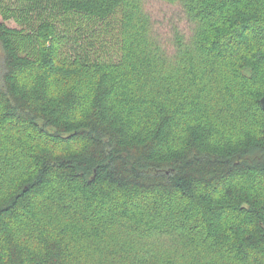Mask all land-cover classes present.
I'll use <instances>...</instances> for the list:
<instances>
[{
	"label": "trees",
	"instance_id": "1",
	"mask_svg": "<svg viewBox=\"0 0 264 264\" xmlns=\"http://www.w3.org/2000/svg\"><path fill=\"white\" fill-rule=\"evenodd\" d=\"M0 46V264H264V0H0Z\"/></svg>",
	"mask_w": 264,
	"mask_h": 264
},
{
	"label": "rangeland",
	"instance_id": "2",
	"mask_svg": "<svg viewBox=\"0 0 264 264\" xmlns=\"http://www.w3.org/2000/svg\"><path fill=\"white\" fill-rule=\"evenodd\" d=\"M4 1L6 3V0H4ZM40 3L46 4L44 1L43 2H40ZM84 24H83V26H82V28L80 30H78V27H72V31L71 32H72V34H74L76 36H79V39H82L83 41H86L87 40V37H88V31H87L88 28ZM29 33L31 35H34L35 34V32L33 30H29ZM35 44H36V42H31V45L30 46H33ZM2 70H3V57H2L1 46H0V78L2 76ZM51 192H52V190H50L49 192H46V195L49 194V193H51ZM102 208H104V207H102Z\"/></svg>",
	"mask_w": 264,
	"mask_h": 264
},
{
	"label": "water",
	"instance_id": "3",
	"mask_svg": "<svg viewBox=\"0 0 264 264\" xmlns=\"http://www.w3.org/2000/svg\"><path fill=\"white\" fill-rule=\"evenodd\" d=\"M262 106L264 107V96L261 99Z\"/></svg>",
	"mask_w": 264,
	"mask_h": 264
}]
</instances>
